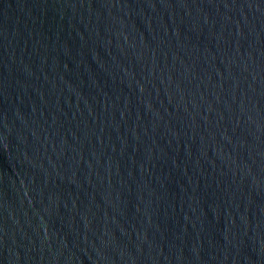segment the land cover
Returning a JSON list of instances; mask_svg holds the SVG:
<instances>
[{"label": "water", "instance_id": "1", "mask_svg": "<svg viewBox=\"0 0 264 264\" xmlns=\"http://www.w3.org/2000/svg\"><path fill=\"white\" fill-rule=\"evenodd\" d=\"M0 264H264V0H0Z\"/></svg>", "mask_w": 264, "mask_h": 264}]
</instances>
